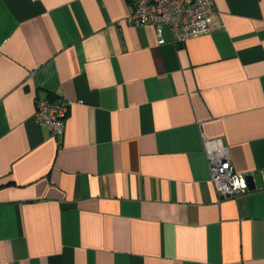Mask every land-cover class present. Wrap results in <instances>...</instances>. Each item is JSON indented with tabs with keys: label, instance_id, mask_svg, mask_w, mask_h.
I'll return each mask as SVG.
<instances>
[{
	"label": "crops",
	"instance_id": "0c3cea01",
	"mask_svg": "<svg viewBox=\"0 0 264 264\" xmlns=\"http://www.w3.org/2000/svg\"><path fill=\"white\" fill-rule=\"evenodd\" d=\"M214 1L158 44L130 0H0V264H264V185L219 199L202 139L264 171V0Z\"/></svg>",
	"mask_w": 264,
	"mask_h": 264
},
{
	"label": "built area",
	"instance_id": "2783aa9c",
	"mask_svg": "<svg viewBox=\"0 0 264 264\" xmlns=\"http://www.w3.org/2000/svg\"><path fill=\"white\" fill-rule=\"evenodd\" d=\"M131 10L125 17L128 23L152 24L158 44L166 26L170 40L182 44L189 38L210 32L211 19L217 15L214 0H130ZM222 26L218 24L217 27ZM71 101L64 97L36 96L33 117L37 124L56 137H62ZM209 177L218 198L235 196L248 190L246 173L236 171L231 163L229 148L220 138L202 136Z\"/></svg>",
	"mask_w": 264,
	"mask_h": 264
},
{
	"label": "water",
	"instance_id": "95a60500",
	"mask_svg": "<svg viewBox=\"0 0 264 264\" xmlns=\"http://www.w3.org/2000/svg\"><path fill=\"white\" fill-rule=\"evenodd\" d=\"M264 171L263 172H254L246 175L247 187L248 189L255 188L257 186L264 185L263 182Z\"/></svg>",
	"mask_w": 264,
	"mask_h": 264
}]
</instances>
